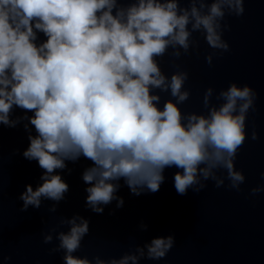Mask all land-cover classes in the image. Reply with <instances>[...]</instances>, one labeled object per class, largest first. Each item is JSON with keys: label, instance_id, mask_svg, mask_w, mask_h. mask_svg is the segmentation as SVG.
Here are the masks:
<instances>
[{"label": "clouds", "instance_id": "1", "mask_svg": "<svg viewBox=\"0 0 264 264\" xmlns=\"http://www.w3.org/2000/svg\"><path fill=\"white\" fill-rule=\"evenodd\" d=\"M245 0H0V125L15 127L14 108L28 121L29 141L22 156L37 162L40 183L26 184L19 199L22 211L55 203L69 192L61 172L66 162L90 161L81 179L85 207L102 215L122 180L132 195L159 192L166 169L175 168L178 195L199 193L211 180L215 187L241 190L245 175L237 170L238 152L248 138L246 121L255 111L257 93L232 82L215 94L203 95L205 113H184L179 105L190 97L184 88L188 72L171 76L158 58L171 48L178 59L198 48L199 33L213 50L227 52L223 34L226 16L240 17ZM38 33L43 42H38ZM215 51L206 57L211 64ZM179 68V65H176ZM174 99L163 102L155 91ZM31 113V115H28ZM31 125V129H29ZM252 140H257L255 130ZM60 170V171H58ZM220 173V174H218ZM226 173V174H225ZM147 190L143 192V190ZM264 185L251 189L255 196ZM77 220L80 222L77 223ZM59 242L63 264H139L143 258L163 259L175 244L174 235L153 237L119 258L93 260L75 255L89 234V219L62 218ZM147 230V225H142ZM50 244L53 235L44 236Z\"/></svg>", "mask_w": 264, "mask_h": 264}, {"label": "water", "instance_id": "2", "mask_svg": "<svg viewBox=\"0 0 264 264\" xmlns=\"http://www.w3.org/2000/svg\"><path fill=\"white\" fill-rule=\"evenodd\" d=\"M244 7L242 16H226L222 22L230 26L223 34L229 44L227 52L211 49L199 33H194L198 48H190L178 59L171 56L170 48L158 58L169 77L177 70L188 72L184 88L190 97L179 105L184 113L206 114L203 95L209 87L214 89L216 104L220 101H216L215 94L232 82L247 84L257 93L255 111H249L246 121L248 138L235 161L237 170L246 177L241 190L228 189L227 180L220 188L209 180L201 192L189 189L181 196L174 188L177 169L170 168L165 171L164 184L154 194L132 195L121 180L114 196L122 197L124 206L117 209V200L113 199L111 204L102 205L105 210L100 215L85 207L86 185L81 173L91 162L81 158L76 164L66 162L71 174L61 172L69 192L55 212L50 211L55 202L46 199H42L39 209L29 206L22 211L19 196L26 184L35 189L42 183V170L37 162L22 156L29 143L25 131L28 121L23 119L22 110L14 108L10 120L16 121L15 127L0 125V264H63V251H51L59 242L50 230L66 232L68 226L60 227L59 222L75 214L90 221L89 234L75 255L90 260L95 256L119 258L153 237L174 235L175 244L163 259L143 258L139 264H264V191L251 195L252 188L264 185V0H245ZM43 39L38 33V42ZM214 51L208 64L206 57ZM155 91L161 96V107L165 100L174 99L169 93ZM253 130L257 140L251 139ZM142 225H147L146 231ZM48 234L53 235L50 244L43 239Z\"/></svg>", "mask_w": 264, "mask_h": 264}]
</instances>
